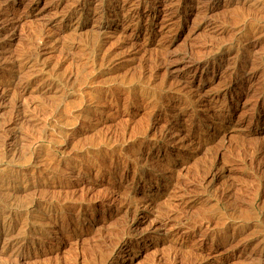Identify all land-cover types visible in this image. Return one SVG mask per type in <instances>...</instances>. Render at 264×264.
Masks as SVG:
<instances>
[{"label": "rangeland", "instance_id": "1", "mask_svg": "<svg viewBox=\"0 0 264 264\" xmlns=\"http://www.w3.org/2000/svg\"><path fill=\"white\" fill-rule=\"evenodd\" d=\"M0 264H264V0H0Z\"/></svg>", "mask_w": 264, "mask_h": 264}]
</instances>
